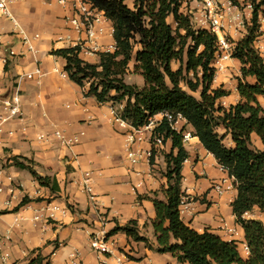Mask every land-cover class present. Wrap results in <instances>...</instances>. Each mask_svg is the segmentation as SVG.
<instances>
[{
  "label": "crops",
  "instance_id": "crops-1",
  "mask_svg": "<svg viewBox=\"0 0 264 264\" xmlns=\"http://www.w3.org/2000/svg\"><path fill=\"white\" fill-rule=\"evenodd\" d=\"M5 1L12 20L0 19V99L18 92L23 115L21 119L0 123V264H67L72 252L78 253L83 264H99L101 260L89 246L91 234H107L116 225L124 227L130 221H135L139 235L155 246L151 227L155 211L148 198L156 192L158 200H165L161 193L167 187L166 174L162 173L167 168L165 157L177 153L171 140L164 139L163 147L150 157L151 133L141 130L137 134L141 142L130 147L137 158L132 164L127 157L126 141L134 128L128 121L122 124L114 119L111 102L98 103L93 96L86 95L89 83L85 82L82 88L72 82L64 70L66 60L52 54L74 48L79 39L64 21L70 15L71 0H65V5L60 0ZM236 1L248 11L245 0ZM199 10V1L181 8L185 14H197ZM262 21L255 48L264 57ZM100 26L103 33L97 43L103 52L115 43L112 23ZM245 34L243 29L227 32L233 43ZM24 39L33 47L32 51L27 44L23 45ZM9 50L14 52L13 57H9ZM78 58L92 65L99 62L97 53H78ZM133 68L134 61L128 65L124 82L133 85L136 78V85L141 87L143 79L132 75ZM37 70L38 75L34 74ZM229 70L240 77L236 59H231L221 74H229ZM28 74H34L33 78L28 79ZM233 95L238 96L236 86ZM124 104L125 100L116 108L122 109ZM1 115L4 112L0 109ZM161 120V115L154 116L152 126L156 128ZM177 126L178 131L183 127V133H190L183 143L188 157L181 168V191L186 199L180 208L181 220L198 232L208 230L225 241L237 242L240 255L246 258L243 230L231 211L236 197L232 179L191 136L192 128L185 120L181 119ZM55 132L77 142L67 147L54 136ZM39 136L48 138L38 140ZM226 140L230 143L229 137ZM253 141L260 149L258 138L253 136ZM12 159L31 167L47 179V184H39L29 170L15 166ZM86 173L93 204L83 188ZM217 183L223 185L222 194L213 189ZM25 197L31 202L21 206ZM52 207L66 212L53 211ZM245 218L262 221L264 213L255 210ZM107 240L112 252L103 257L104 264H120L116 258L121 255L122 264H182L170 253H156L123 232Z\"/></svg>",
  "mask_w": 264,
  "mask_h": 264
},
{
  "label": "trees",
  "instance_id": "trees-1",
  "mask_svg": "<svg viewBox=\"0 0 264 264\" xmlns=\"http://www.w3.org/2000/svg\"><path fill=\"white\" fill-rule=\"evenodd\" d=\"M89 1L112 23L114 52L99 53L95 65L81 61L77 47L52 54L66 60L64 70L72 82L82 88L85 82L89 83L86 95L98 103L111 102L116 108L125 100L119 117L134 128L144 126L158 114L168 113L185 120L192 128L191 136L232 179L236 197L231 211L243 230L248 255H240L237 242L225 241L208 230L198 232L181 220V168L188 154L183 147V130L175 131L165 119L155 132L170 139L177 153L165 157L169 163L167 187L161 190L165 200H158L156 192L148 198L155 211L151 221L155 246L139 235L135 221L124 227L116 225L106 237L123 232L156 253H170L182 264H264V224L245 218V214L255 210L264 213V109L258 103V98L264 97V61L254 46L260 35L259 16L264 15V0H245L252 9L250 22L246 35L234 43L231 54L240 64L236 85L240 101L228 109L218 104L227 92L210 90L217 38L207 30L195 29L189 15L181 11L192 0H132L133 8L125 4L126 0ZM132 61L134 73L143 79L142 88L124 82ZM174 63L178 64L176 70L171 66ZM190 73L196 78L199 73L200 78L193 83L186 77ZM183 87L198 92L199 97ZM111 92L115 95L111 96ZM253 136L258 138L260 149L253 145ZM226 137L230 138V146L225 144ZM12 160L15 166L29 170L39 184H47V179L31 167ZM28 202L29 198H23L21 206Z\"/></svg>",
  "mask_w": 264,
  "mask_h": 264
},
{
  "label": "built area",
  "instance_id": "built-area-1",
  "mask_svg": "<svg viewBox=\"0 0 264 264\" xmlns=\"http://www.w3.org/2000/svg\"><path fill=\"white\" fill-rule=\"evenodd\" d=\"M18 1L23 0H12V2ZM192 1L200 2V10L197 12V14L187 13V15H189L191 24L195 29L207 30L208 32L216 36V51L211 66L213 67L215 74L223 73L227 69V63L231 59H233L231 57V54L234 48V43L228 38L227 32L231 29H243L246 31V25L250 21V19H248L247 23L245 24V22L243 21V14L241 13L240 9L237 6H233L230 2L224 3L220 0ZM59 3L63 5L66 4L65 0H60ZM247 9L251 18L252 9L249 3H247ZM248 11H246V14H248ZM1 18H9L12 20L9 12L6 9L5 0H0V19ZM64 21L69 25L72 30H74L79 35V39L77 40V44L75 45V47H77L79 50L78 53H82L84 55H92L96 53H112L111 50H113L114 52L115 46L106 48L103 52H100L101 47L97 43V38L103 33V28L100 25L107 23L109 20L105 17L103 11L95 7L93 3H91L89 0H71L70 15L66 16L64 18ZM26 44L27 49L29 51H32L33 47L28 44L27 39H24L23 45ZM8 55L9 57H13L15 54L12 50H9ZM39 73L40 71L37 70L34 74L38 75ZM33 75L28 74L26 77L28 79H32ZM62 76L66 77V74H63ZM0 109L4 112V115L0 116V123L7 122L9 120L21 119L23 115L21 95L18 92H15L10 97L0 99ZM120 110L121 108H113L112 113L114 119L123 124L126 121L122 120L119 117ZM158 115H161L162 119H165L170 124L172 129L177 132L181 131H178L177 126L179 121L182 119L180 116L175 117L168 113ZM152 118H150L148 120V123L142 127H133L134 132L130 133L127 136V157L132 164H135L137 162V158L135 153L131 151L130 147L137 142H141L142 138L140 136H137V134L141 133V130L149 131L151 133V139L149 142L151 146V153L149 155L150 157H152L153 153L161 149L164 145V137L163 135L155 132L156 128L152 126ZM54 136L60 139L61 142L67 147L70 146L71 143L77 142V139H74L73 141L66 140L60 132H55ZM189 137L190 133H183L182 142H186ZM47 138L48 136H39L38 140H47ZM85 177L86 178L83 181V188L86 194L88 195L89 201L91 202V204H93L94 197L91 193V188L89 187L88 173L85 174ZM213 189L218 194H222L224 192L222 183L215 184ZM185 200V196L183 195L179 207L180 211V208L183 207L185 204ZM51 209L53 211H60L63 214L66 212V210L59 209L57 207H52ZM246 215L248 214H245V216ZM89 246L91 250L101 260L99 264H104L103 257L111 254L112 252L106 237V233L104 231H97L92 233L89 239ZM116 260L118 263L122 264L123 255L117 257ZM67 264L83 263L80 260L78 253L72 252L67 257Z\"/></svg>",
  "mask_w": 264,
  "mask_h": 264
},
{
  "label": "rangeland",
  "instance_id": "rangeland-1",
  "mask_svg": "<svg viewBox=\"0 0 264 264\" xmlns=\"http://www.w3.org/2000/svg\"><path fill=\"white\" fill-rule=\"evenodd\" d=\"M223 2L225 3V2H230L233 6H237L239 9H240V11H241V13L243 14V21L245 22V24L247 23V20L248 19H250V17H249V11H248V14H246V12H244L243 11V9H244V7L243 6H240L239 4H238V2L236 1V0H223ZM125 4L129 7V8H133V3H132V0H126L125 1ZM260 18H259V33H260V35H259V37L261 36V31H260V27H261V23H263V19H264V15H260L259 16ZM261 19V20H260ZM168 22L171 24V25H173L174 26V24H173V21L171 20V18L170 19H168ZM250 22V21H249ZM249 22L247 23V25L249 24ZM246 35V34H245ZM244 35V36H245ZM258 37V38H259ZM228 38H229V36H228ZM230 39V38H229ZM242 39V38H241ZM255 42H257V40L255 41ZM254 46H255V44H254ZM138 49V47H135V49H134V51H136ZM256 49V48H255ZM257 50V49H256ZM258 51V50H257ZM259 52V51H258ZM259 54H260V52H259ZM264 54V53H263ZM260 56H261V54H260ZM262 58H263V61H264V57L263 56H261ZM172 66V69L173 70H176L177 68H178V64L177 63H174V64H172L171 65ZM212 67V66H211ZM229 68H232L233 69V67L231 66V67H229ZM127 75V74H126ZM132 75H138V76H140V74H138V73H134V71H133V74ZM125 77V76H124ZM141 77V76H140ZM186 77H187V79L188 80H190V81H192L193 83L196 81V79L197 78H200V74L198 73V76H197V78L196 77H193V75H192V73H190V74H187L186 75ZM239 78V77H238ZM238 78H237V76L233 73V72H230V70H229V74H226V75H223V74H214V79H213V82H212V84H211V86H210V90H215V89H222L223 91H225V92H227V95L225 96V97H223V98H220L219 100H218V104H219V106H221V107H223L224 109H228L230 106H234V105H236L239 101H240V99L238 98V96H235V95H233V92H234V89H235V86L237 85V80H238ZM124 79V78H123ZM138 80H136V78H134V80L132 81V84L134 85V86H137L136 85V83H139V82H137ZM144 85V84H143ZM181 85H183V84H181ZM138 88H142L143 86H141V87H139V86H137ZM183 89L184 90H186V91H188L190 94H192L194 97H196V98H198L199 97V94H198V92H190L186 87H183ZM258 103L260 104V106L264 109V97H260V98H258ZM181 129L182 130H184V128L183 127H181ZM217 132L219 133V134H223V130L221 129V128H217ZM254 142V141H253ZM225 144L227 145V146H230V143H229V141H227L226 139H225ZM254 145V144H253ZM169 163L167 162V168H166V170L164 171V172H162L163 173V175H165L167 172H168V165ZM262 222H263V224H264V218L262 219Z\"/></svg>",
  "mask_w": 264,
  "mask_h": 264
}]
</instances>
